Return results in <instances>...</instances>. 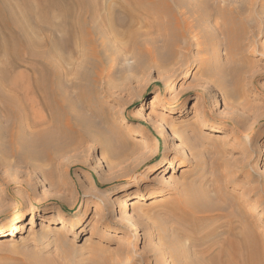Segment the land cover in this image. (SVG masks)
I'll return each mask as SVG.
<instances>
[{
	"label": "rangeland",
	"instance_id": "1",
	"mask_svg": "<svg viewBox=\"0 0 264 264\" xmlns=\"http://www.w3.org/2000/svg\"><path fill=\"white\" fill-rule=\"evenodd\" d=\"M133 1L96 0V7L118 11ZM162 1L151 0L158 9L135 10L137 34L115 39L103 64L124 157L95 143L75 145L47 179L51 161L35 167L0 154V174L10 170L11 179L0 180V228L44 206L48 216H68L25 225L15 240L0 243V264L206 263L221 241L210 233L227 228V214L252 205L261 211L255 219L264 252V0ZM47 29L37 27L42 42ZM47 59L25 54L14 72L32 74ZM164 112L167 133L179 131L178 141L159 132ZM177 162L180 169L158 174L161 164ZM136 191L152 196L122 206ZM67 220L72 226L61 228Z\"/></svg>",
	"mask_w": 264,
	"mask_h": 264
},
{
	"label": "bare ground",
	"instance_id": "2",
	"mask_svg": "<svg viewBox=\"0 0 264 264\" xmlns=\"http://www.w3.org/2000/svg\"><path fill=\"white\" fill-rule=\"evenodd\" d=\"M97 2L0 0V154L35 167L39 160L51 161L50 168L45 170L47 179L52 177L57 159L75 145L87 147L95 143L101 149L109 147L119 157H124V151L128 149H119V144L114 140L122 129L117 126L107 107L114 96V86L110 87L111 85L102 82L106 74L103 64L115 39L120 35L137 34L132 28L138 18L135 10L149 5L152 9H158L159 2L137 0L131 6H120L118 11L109 5L105 13H101L102 9L98 10ZM40 25H45L50 32L43 42L39 40L37 31ZM170 44L166 40L165 47ZM154 52L157 54V49ZM147 53L152 58L156 57L151 50ZM25 54L48 59L39 60L32 67V74H15L14 71L23 63ZM138 58L142 61L144 56L140 55ZM37 106L40 108L35 110L34 107ZM25 119L30 120L27 129L22 122ZM168 120L169 114L162 113L159 132L168 134V141H178L179 131L171 130L167 133ZM213 123L209 118L204 120L207 126ZM182 165V162L161 164L157 171L161 174L171 169H180ZM8 166L12 167L10 160ZM13 170L18 175L22 174L17 169ZM4 173L0 174V180L9 184L10 170ZM151 196L150 193L145 195L136 191L123 200L122 206L131 205L132 199L138 201ZM48 209L50 208L44 206L41 213L28 216L26 224L23 222L11 228H0V243L15 240L23 233L25 225L34 227L39 224L37 217L43 222L68 217L63 210H60L58 217L48 216ZM237 212V215H226L230 218L227 228L210 233L213 237H220L221 241L216 245V252L209 251V261L199 264H264L259 222L255 219L261 211L252 205L250 210L240 206ZM193 213L195 210L188 214ZM188 214L186 216L190 218ZM70 226L72 223L67 220L63 221L61 228ZM127 244L129 242L125 245Z\"/></svg>",
	"mask_w": 264,
	"mask_h": 264
}]
</instances>
